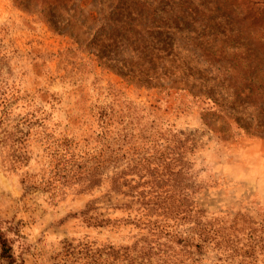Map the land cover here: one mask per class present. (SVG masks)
<instances>
[{
    "label": "rangeland",
    "instance_id": "obj_1",
    "mask_svg": "<svg viewBox=\"0 0 264 264\" xmlns=\"http://www.w3.org/2000/svg\"><path fill=\"white\" fill-rule=\"evenodd\" d=\"M142 2L158 87L96 56L130 0H0V264H264V0Z\"/></svg>",
    "mask_w": 264,
    "mask_h": 264
},
{
    "label": "trees",
    "instance_id": "obj_2",
    "mask_svg": "<svg viewBox=\"0 0 264 264\" xmlns=\"http://www.w3.org/2000/svg\"><path fill=\"white\" fill-rule=\"evenodd\" d=\"M131 9L127 10L125 22L121 23L122 35H113L100 43L105 53L99 51L96 55L103 66L113 70L131 83L145 87L161 86V76L158 74L157 65L160 63L159 57L155 56L153 47L156 43H161L154 39V33H165L156 27L153 19L147 18L148 11L145 9L142 0H130ZM140 9H135L134 4ZM139 3V4H138ZM152 17V15H149ZM148 21V22H147ZM146 35H148L146 37ZM104 45V46H103ZM165 48V57L170 56L171 44L165 40L162 42ZM178 240V242H183ZM206 242V240L199 241ZM185 244L183 246L189 245ZM200 243H195V248H200ZM12 250L8 240L0 231V258L12 263ZM133 258L127 255V264H142L143 258ZM139 259H141L139 261ZM148 264V263H146Z\"/></svg>",
    "mask_w": 264,
    "mask_h": 264
}]
</instances>
